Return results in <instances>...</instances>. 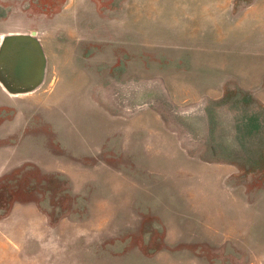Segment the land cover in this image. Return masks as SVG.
Listing matches in <instances>:
<instances>
[{
	"label": "rangeland",
	"instance_id": "obj_1",
	"mask_svg": "<svg viewBox=\"0 0 264 264\" xmlns=\"http://www.w3.org/2000/svg\"><path fill=\"white\" fill-rule=\"evenodd\" d=\"M17 33L45 63L0 82V264H264V0H0Z\"/></svg>",
	"mask_w": 264,
	"mask_h": 264
},
{
	"label": "water",
	"instance_id": "obj_2",
	"mask_svg": "<svg viewBox=\"0 0 264 264\" xmlns=\"http://www.w3.org/2000/svg\"><path fill=\"white\" fill-rule=\"evenodd\" d=\"M33 33V32H32ZM8 54L11 67L10 76H6L0 69V82L12 90L10 83H36L42 75L44 55L40 43L31 34H7L0 41V57Z\"/></svg>",
	"mask_w": 264,
	"mask_h": 264
},
{
	"label": "crops",
	"instance_id": "obj_3",
	"mask_svg": "<svg viewBox=\"0 0 264 264\" xmlns=\"http://www.w3.org/2000/svg\"><path fill=\"white\" fill-rule=\"evenodd\" d=\"M253 5L249 4V5H246L245 8H241V9H237L234 13H236L237 11H239L238 13L234 14L235 16L236 15H240V17H242V15L245 13L246 10H248L249 7H252ZM183 8L185 10H187L183 15L184 16H189L190 18H192L195 22L196 18H201L203 19H207L209 20L211 16V13L215 10V8H212L211 7V4L209 1H204L203 4H200V3H193V4H189L188 6H183ZM221 14L222 13H227L228 14V6L226 4H223L219 10H218ZM231 14V12H229ZM0 41H1V38H0ZM214 92V90H213ZM228 93V96L231 97V91L229 89V91L227 92ZM194 96H196L195 94H193ZM184 96V95H183ZM221 96H223V91L220 92L219 91H215L214 94H211L210 97L215 99V98H220ZM197 97V96H196ZM198 98V97H197ZM195 99V97L193 98ZM209 111V110H208Z\"/></svg>",
	"mask_w": 264,
	"mask_h": 264
}]
</instances>
